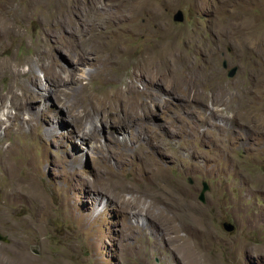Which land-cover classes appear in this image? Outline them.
<instances>
[{"label":"rangeland","instance_id":"obj_1","mask_svg":"<svg viewBox=\"0 0 264 264\" xmlns=\"http://www.w3.org/2000/svg\"><path fill=\"white\" fill-rule=\"evenodd\" d=\"M134 1H144L145 14L135 27L110 14L101 22L107 38L134 59L161 41L177 66L125 94L112 85L107 94L120 103L101 101L102 113L86 115L85 105L101 102L84 101L71 81L56 88L31 65L37 83L16 85L17 69L32 75L25 61L40 45L66 68L73 60L71 41L58 49L46 36L51 0H0L3 264H197L198 253L175 238L192 223L206 235L196 250L211 262L264 264V0ZM93 69L74 76L95 87Z\"/></svg>","mask_w":264,"mask_h":264},{"label":"bare ground","instance_id":"obj_2","mask_svg":"<svg viewBox=\"0 0 264 264\" xmlns=\"http://www.w3.org/2000/svg\"><path fill=\"white\" fill-rule=\"evenodd\" d=\"M118 3L119 6H123V9L115 11L113 10V7H110L107 3L105 4L102 3L101 0H85V1L75 0L71 2L67 0L64 1L51 0V4L49 6L51 5L52 6L46 8L48 10L47 11L48 17L47 20L45 21L46 25H50L51 30L46 32V36L50 38V42L53 41L52 38L56 39V46L54 47L58 49H61L59 48V46L60 47L64 46L66 42L71 41L72 45L70 46L71 48L70 51L71 52L74 51L73 60L70 64L68 63L69 68H66L64 65H61L58 62H56V60L52 57V54L50 53V49L45 47L46 46L45 44L44 46L40 45L37 48L36 54L30 59L25 61V63L30 65L31 70L33 71L32 75L30 76L28 75L29 77H27V73L25 71L21 70V68L17 69L15 74L16 82H17L16 85L19 84L20 82H26L28 83V85L30 84L34 85L35 83H37L38 76L34 71V69L32 68L33 66H36L43 71V73L45 74V78H48L51 83H57L54 85V87L57 88L62 85H64L65 87L66 81L68 82L71 81L76 87V89H79L84 93L81 94L82 99L84 101L89 103L92 100L93 101L97 100L108 104L109 102L118 103L120 100H122L119 99V97L118 99H114L115 95L112 96L107 94V91H109L112 88L111 87L112 85H119V88L116 89L115 92H117L118 94L119 93L125 94L127 93L126 91L137 90L141 79L144 78L146 75L154 78H160L166 76L165 70L167 68V65L172 62L173 66H177V62H176V58L170 57V53H166L163 47L160 46L161 41L157 43L158 46L157 51L151 53L150 50L149 51L145 50L140 55L139 59H134V53L128 50L124 51L122 49L121 42H119L117 39L110 40L107 38V31L102 28L103 24H101L104 18L108 17L112 13H121L123 20L125 22H130L131 23L130 26L135 27L138 19L142 17L146 12L147 6L145 7L144 1L141 2V4L139 3L137 6L134 0H119ZM142 27H144L143 32L148 34L149 32L148 24L143 23ZM163 29L164 28L162 26V21L158 20L156 26V34L157 33L162 34ZM63 35H66L68 40H66V38ZM125 56L127 57V59L124 58ZM84 65H91L94 68L93 72L91 73V77L92 79L94 78L98 79L97 86L93 87L89 82H86V78L83 77L82 75L78 78L74 76L75 72L80 70V68H82V66ZM118 65L120 66L121 69L120 72L115 70ZM127 67H132L133 70L129 74V80L125 81L123 78L124 75H126L124 71L126 70ZM179 69L180 67L179 68L175 67L176 71ZM28 88L31 89L30 87ZM15 90L16 89H14L13 91L14 96L16 95ZM70 93L75 94L73 91ZM134 95H132V97ZM130 97L131 96H128L126 99L130 100L131 99ZM102 102L100 104V107H98L97 105L98 102L97 103L93 102V105L91 104L85 105L83 107L82 113L86 115L87 114L91 115V113H96V114L102 113L101 111L105 110L104 109L105 105H103ZM87 106L89 108L88 111H86ZM157 172L154 174L156 176H159L160 174L159 169L157 170ZM149 187L153 191L158 190L153 182H149ZM167 189H169V185L167 186ZM187 223L188 222H186V225ZM183 225H185V223H183ZM191 225H189L190 228L189 230H187L188 231L187 234L184 233L182 234L180 230L177 231L178 227H176L177 230L175 231L177 232L175 233V238L178 239L183 245L184 244L188 245L192 251L191 253L195 254V256L198 253L197 264H218L215 262L214 263L211 262V259L208 257L205 251L197 252L196 248L199 247L198 243H199L200 234L199 232H196V230H194L191 227ZM204 236L206 235H201L202 238ZM3 263L4 260L2 261V257H0V264ZM30 263L35 264L34 261H31ZM44 264H48V262H45Z\"/></svg>","mask_w":264,"mask_h":264},{"label":"water","instance_id":"obj_3","mask_svg":"<svg viewBox=\"0 0 264 264\" xmlns=\"http://www.w3.org/2000/svg\"><path fill=\"white\" fill-rule=\"evenodd\" d=\"M173 21L174 22H183L184 21V15L182 13L181 10H178L174 15H173ZM223 68L226 69L227 68V64L225 62H223L222 64ZM237 72V68L236 67H232L230 69H228L227 71V77L229 78H232L234 77V75L236 74ZM208 189V186L205 182L202 183V189L200 191V194H199V197H198V200L202 203L205 202V198H204V193L207 191ZM223 229L227 232H232L234 230V226L231 225V224H228V223H224L223 224Z\"/></svg>","mask_w":264,"mask_h":264}]
</instances>
